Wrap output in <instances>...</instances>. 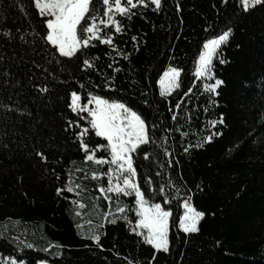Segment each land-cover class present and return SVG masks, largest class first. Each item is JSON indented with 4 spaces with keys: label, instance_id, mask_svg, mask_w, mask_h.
I'll use <instances>...</instances> for the list:
<instances>
[{
    "label": "trees",
    "instance_id": "16d2710c",
    "mask_svg": "<svg viewBox=\"0 0 264 264\" xmlns=\"http://www.w3.org/2000/svg\"><path fill=\"white\" fill-rule=\"evenodd\" d=\"M109 3L121 32L115 25L100 24L107 20L103 0H90V14L97 17L101 35L112 37L113 46L93 40L78 49L79 61L60 58L61 71L60 65L53 70L42 50L51 46L33 35L43 19L34 4L30 10L35 28L19 10L21 5L0 0V30H10L14 37L0 35V73L8 72L7 77L0 74V104L18 103L31 112L21 115L0 107V264L13 259L26 264H264V8L243 13L238 0H162L159 12L138 5L124 16L114 12V0ZM234 22L235 34L222 49L229 63L214 59L215 76L226 81L216 96L205 87L213 81L195 77V65L203 43ZM84 59L90 66L83 65ZM170 66L181 69V86L161 96L157 83ZM16 81L19 86L13 87ZM39 82L54 90L37 96L32 85ZM72 91L82 104L89 93L121 99L156 125L157 143L142 146L147 158H133L136 180L155 202L163 197L156 195L158 186L171 181L180 187L177 193L166 186L171 193L167 207L173 212L169 253H157L132 231L138 219L134 196L100 192L108 186L107 169L115 165L86 160L71 135L90 128V117L80 120L72 112ZM174 113L177 120L171 118ZM70 119L80 128L68 129ZM214 131L222 135L184 152ZM90 136V150L96 143L107 144L94 131ZM34 148L47 159L37 157ZM94 156L111 159L102 148ZM169 160L171 167L166 166ZM148 179L153 181L150 186ZM68 187L74 191L69 193ZM58 188L63 189L59 195ZM186 198L205 213L199 231L187 235L178 229ZM118 206L125 211L118 212ZM93 232L101 235L99 245L86 238Z\"/></svg>",
    "mask_w": 264,
    "mask_h": 264
},
{
    "label": "snow or ice",
    "instance_id": "6c2138e0",
    "mask_svg": "<svg viewBox=\"0 0 264 264\" xmlns=\"http://www.w3.org/2000/svg\"><path fill=\"white\" fill-rule=\"evenodd\" d=\"M223 4H227L229 0H221ZM19 4L22 7L19 9L23 12L24 16L28 18L29 24L35 28L32 24L34 19L33 12L30 10L34 4V9L38 10L39 17L43 18L38 21L41 25L40 31H34L33 35L38 37L39 40L44 41L45 45H50L51 50L46 47L42 48L45 56L48 58L47 62L52 65L53 70L57 65H60V70L63 71V61L60 58H73L77 61L80 57L76 55L78 49L82 46H89L93 40H99L101 43L107 44L110 47L113 46L112 37L109 35H101V28L96 23L97 17L91 15L90 0H13V5ZM103 4L107 6V11L104 12V16L107 20H100V24L103 25H115V31L121 32L120 23L113 18L111 14L113 12V5L109 3V0H103ZM138 5H143L144 8L154 6L153 10L159 12L162 10V0H114V12L127 16L130 9L137 8ZM238 5L242 8L243 13H249L255 11L257 8H264V0H238ZM180 9V5L177 4V10ZM83 22V23H82ZM46 25V29L43 27ZM46 33V34H45ZM235 34V22L230 26H227L222 32L216 35L214 38L208 39L203 43V50L199 53V58L195 65L194 75L199 79H206L213 81L207 84L206 90L209 93H213L219 96L221 87L226 85V81L220 77L215 76L214 59H218L219 63L227 64L229 61L222 58V49L231 37ZM0 35L11 40L13 34L10 30H0ZM20 39L23 40L24 36L21 35ZM134 41L136 37L132 38ZM240 47V45H237ZM58 52V56L54 53ZM125 58L124 53H120ZM13 59V58H9ZM22 59V58H21ZM4 60V56L0 53V61ZM84 66H90L88 59L83 60ZM37 67H41L37 65ZM111 67V65H109ZM45 72L49 70L44 69ZM115 71L119 72L121 69L116 68ZM181 69L176 67H169L163 73L159 83L161 86L168 81L169 88L161 91V96H164L171 88H179L181 85L178 82ZM4 77L8 76L7 71H3ZM51 74V73H49ZM53 79L58 77L53 76ZM7 82V81H6ZM19 86V81L13 84V87ZM34 90L36 95L43 98L45 94L51 93L54 89L51 88L45 82L34 83ZM111 87L109 83L107 85ZM90 98L87 99L86 104H81V96L77 91L71 92V109L72 112L80 118V120L88 119L90 128L84 127L82 130L71 133L78 141L79 147L83 149L85 158L88 161L95 159L97 164H103L105 162L115 165V168L109 167L105 175L108 176L107 189L100 188L101 193H115L117 197L121 194L125 197L134 196L135 202V214L138 219L132 229L137 235L142 236L144 242L151 246L157 253H169L170 241H169V229L170 221L173 217V212L167 205L171 202L169 197L171 193L166 192V186H173L177 193L180 192V187L175 185L171 181H167L165 186H158L155 190L156 195L163 194L162 202H155L153 197L148 193L147 187L142 191L140 184L137 182V168L134 166L133 154H141L147 158L148 150L146 147L149 144L157 143V132L155 131L156 125L148 124L147 117L142 112H138L133 107L129 106L121 99L112 100L111 98H102L100 95L89 93ZM147 103V101H145ZM218 104V101H213ZM89 105H94L89 107ZM0 107L6 109L9 112H20L21 115L31 116V112L25 107L20 109L19 105L15 107L6 104H0ZM176 109L181 108V104L175 105ZM87 113L88 116L84 117L81 114ZM173 120H177V115L174 113L171 117ZM219 123H224V114L220 113L218 117ZM213 128L216 127L217 121H210ZM73 125L80 128L79 123L70 119L68 121V129H71ZM94 131L95 137H103L107 144L96 143L90 150V133ZM187 135V133H183ZM222 132L214 131L208 134L203 141H197L195 144H189L184 148V152L187 153L189 148L202 147L204 143H211L213 136H220ZM88 136V140L85 137ZM163 146V140L161 139L160 145ZM3 147L7 149L8 145L5 143ZM102 148L105 152H109L111 159L105 161L102 157L96 159L94 156L95 150ZM166 151V150H165ZM33 153L43 160H46L43 151L33 149ZM32 153H30L31 155ZM166 166L171 167L172 161L166 162ZM162 176L163 173H157ZM115 178L116 183L113 184ZM146 183L150 186L153 181L148 179ZM79 187V185H77ZM63 189L58 188L57 194L59 195ZM69 193L73 192L72 187H68ZM106 199H110L107 195ZM162 203L165 204L162 207ZM183 213L178 217V229L184 234L197 233L199 231L198 224L202 217L205 216L203 211L197 210L191 203L190 198H186L182 201ZM80 207H84L80 204ZM117 211L123 213L124 207L118 206ZM79 215V213H77ZM125 219H127L125 217ZM111 223H116L113 219ZM140 231H137V230ZM96 244L99 245L101 235L97 232H93L89 237ZM31 248L32 245H26ZM47 251V249H45ZM155 259V256H153ZM10 264H26L23 260H10ZM129 264H133L129 261Z\"/></svg>",
    "mask_w": 264,
    "mask_h": 264
},
{
    "label": "rangeland",
    "instance_id": "374dc122",
    "mask_svg": "<svg viewBox=\"0 0 264 264\" xmlns=\"http://www.w3.org/2000/svg\"><path fill=\"white\" fill-rule=\"evenodd\" d=\"M199 58V57H198ZM168 69V68H167ZM166 69V70H167ZM165 70V71H166ZM162 77H163V74L161 75ZM179 79H180V77L178 78V82H179ZM160 81V80H159ZM159 81H158V83H157V89H159V93L161 94V91L162 90H165V89H168L170 86H169V84H168V81L166 80L165 81V84L163 85V86H161V84L159 83ZM177 88H171V90L170 91H167L166 93H165V95H170V94H172L173 92H174V90H176ZM80 103L82 104V101H80ZM92 106H94V105H89V107H92ZM86 113V112H85ZM87 114V113H86ZM88 115V114H87ZM100 138H102L103 139V137H100ZM183 213V212H182ZM200 222V221H199Z\"/></svg>",
    "mask_w": 264,
    "mask_h": 264
}]
</instances>
